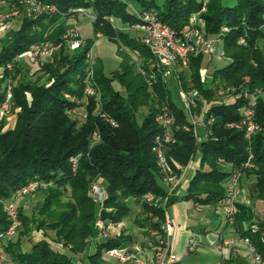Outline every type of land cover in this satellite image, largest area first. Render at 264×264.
Returning a JSON list of instances; mask_svg holds the SVG:
<instances>
[{
  "label": "trees",
  "instance_id": "obj_1",
  "mask_svg": "<svg viewBox=\"0 0 264 264\" xmlns=\"http://www.w3.org/2000/svg\"><path fill=\"white\" fill-rule=\"evenodd\" d=\"M57 6L58 12L38 17H22L16 29H9L8 41L0 49V99L2 85L12 80L14 101L20 110L14 126L0 129V232L8 226V216L3 209L5 201L12 199L21 185L37 180L38 189L28 195H42V201L32 206V215L17 204L22 225L16 237L0 238V248L12 264H104V252L112 247H123L128 240L125 229L113 232L108 238H99L95 222L101 219L106 225H118L130 211L129 200L140 205L135 223L158 244L151 231L164 236L162 225L170 200L167 187L153 151V139L160 130L156 114L159 106L167 103L175 114L173 126L176 140L166 149V157L175 175L196 156L199 166L190 178L186 199L202 205H217L226 193L225 183L232 168L243 176L254 175L257 182L256 197L264 200V132L253 135L250 141L242 130L227 126L240 117L243 100L212 106L207 114L214 117L211 132L196 141L191 130H185L188 116L171 98L169 88L159 79L148 86L137 71L124 44L130 50H139L142 63L149 56L148 48L131 29L118 27L113 18L123 24H134L138 17L123 0H42ZM144 9L154 8L159 19L173 29H179L188 17L202 6L203 0H134ZM84 9L93 14L92 28L117 44L120 69L105 73L100 58L93 60L92 82L96 93L87 104H80L64 96L65 92L76 98L83 95L87 70V53L95 40L82 38L81 47L70 50L66 45L54 53L51 60L37 70L36 78H27L26 67L7 63L40 41H62L70 27L68 19ZM83 14V13H82ZM202 16L204 32L208 37L221 38L223 52L230 62L221 68H212L211 77L202 81L200 69L208 67L204 55L193 56L188 67L178 74L185 88L195 87L207 100L216 98L223 88L238 92L242 87L260 91L255 106V119L264 126V0H208ZM226 26L227 31H221ZM244 42H240V38ZM248 77V81L244 78ZM117 81L123 90L113 86ZM49 82V84H47ZM84 107L86 118L80 120L71 109ZM147 107L141 118V107ZM96 110V111H95ZM106 112L117 120L112 126L99 116ZM197 112V110H196ZM97 130L99 140L92 144V133ZM80 154L77 168L72 170L70 158ZM252 154V166L243 163ZM219 158L223 162L219 161ZM100 178L106 196L102 205L90 194L91 182ZM151 193L152 201L145 196ZM67 197L66 200L63 198ZM234 222L236 232L249 238L264 259V242L253 232L252 210L236 202ZM40 231L42 238L31 239L32 231ZM30 246L23 248V239ZM55 242L62 249L54 248ZM78 260L80 262H78Z\"/></svg>",
  "mask_w": 264,
  "mask_h": 264
},
{
  "label": "built area",
  "instance_id": "obj_2",
  "mask_svg": "<svg viewBox=\"0 0 264 264\" xmlns=\"http://www.w3.org/2000/svg\"><path fill=\"white\" fill-rule=\"evenodd\" d=\"M126 1V0H123ZM208 0H203L202 6L198 11L193 12L188 20L179 28L173 29L167 23L161 21L154 8L144 9L136 13L138 20L132 25V28L139 31L141 34L137 38L148 48L149 56L145 62L141 61V53L139 50H134L136 56L137 71L143 76L148 86H152L159 79L168 85L171 76H175L179 85L180 97L183 103V109L188 116V124H184L185 130H191L196 141L200 142L203 136H207L211 132V124L214 117L207 114L209 109L214 105L230 104L236 99L243 100L239 107L240 117L238 120L227 123L228 127L236 128L243 131L244 138L250 141L258 132H264L262 126L255 119V106L260 91H250L246 86L242 87L237 93L233 89L227 91L220 88L217 91L216 98L207 100L204 95L195 87H183L181 81L178 79L180 71L185 70L193 56L204 55L208 60V67L221 68L230 62V58L225 56L223 52V41L221 38L208 37L204 32L205 20L202 16L206 10ZM79 11L83 14L90 13V11L78 8L69 9L68 12ZM58 12L55 4L45 2L42 0H0V39L7 35L10 29V21L15 18L22 17H38L43 14H54ZM94 17V16H93ZM228 28L221 27V31L225 32ZM101 36L100 33L97 34ZM240 42H244V38H240ZM83 39L81 37L79 27H69L63 34L62 41L54 43L52 41H40L34 43L29 49L16 54L14 63H7V68L12 70L14 65L26 67L29 74L38 70L43 63L51 60L54 53H56L62 45H66L68 49L75 50L81 47ZM93 57L91 52L87 53V70L84 77L83 95L81 98H76L68 92L64 96L72 101L80 104H87L89 98L93 96L96 91L92 82L93 75ZM207 67L200 69V76L202 81H207L211 77V73L206 70ZM3 74L0 71V79ZM248 81V77L244 78ZM49 84V82H47ZM13 84L10 78H7L2 85L3 97L0 99V129L1 131L12 128L16 122L17 113L20 107L15 104ZM197 110V112H196ZM71 114L77 116L80 120L86 118V111L84 107L73 108L70 110ZM96 111V110H95ZM99 116L112 126H117L118 122L106 112H99ZM156 120L159 126V131L155 134L153 139V151L157 156V164L160 172L163 174L162 181L171 192L177 184L180 175H175L168 164L166 157L167 147L174 143L176 134L173 126L176 122L175 114L167 103L159 106L156 114ZM202 130V131H200ZM99 133L95 130L92 133L91 141H98ZM80 154L72 156L69 160L72 170H75L78 165ZM252 154L243 163L244 167L252 166ZM220 162H223L219 158ZM242 172L238 168H232L230 175L225 183V195L218 201V205L223 213L224 219L228 223H233L235 218L237 198L242 192L241 185ZM40 183L37 180L29 181L21 185L14 192L13 198L5 201L3 209L6 212L9 222L8 226L0 232V238L7 240L13 238L22 225L20 214L15 199L35 192ZM90 194L92 198L102 205L106 196V191L101 183L100 178H96L91 182ZM145 198L147 201L154 199L153 194L148 193ZM98 230L99 238H108L111 236L110 225H106L101 219L95 222ZM164 230V224L162 225ZM151 235L158 239V246H165L166 242L163 237H159L158 230L151 231ZM244 243L249 245V257L255 262L261 261V255L256 251L249 238L241 239ZM196 241H191L187 245L188 251H194L197 246ZM105 255L113 257L121 264H166L167 261L162 256L161 249L156 252L155 256L146 257L141 253L140 248L134 247H112L104 252ZM176 258V254H169V261ZM0 264H9L5 252L0 248Z\"/></svg>",
  "mask_w": 264,
  "mask_h": 264
},
{
  "label": "crops",
  "instance_id": "obj_3",
  "mask_svg": "<svg viewBox=\"0 0 264 264\" xmlns=\"http://www.w3.org/2000/svg\"><path fill=\"white\" fill-rule=\"evenodd\" d=\"M127 1L133 5V7H129L135 14L141 11L134 8V0ZM83 15L86 16V14ZM92 18L93 15L90 16L91 20ZM70 19H73V21L69 26L79 27V29L85 22L81 21L79 16ZM76 19L79 20L77 21ZM135 34L138 35L137 32ZM92 57L93 59L98 58V56L94 55ZM199 160L200 156L197 159L194 158L182 168L177 184L171 192H169L166 186L167 198L170 200V203L165 210L163 230V238L166 242L165 246L159 247L149 238V234L135 222L141 229L142 237L140 239H134L123 222H120L118 225H110V231L113 230L112 232L118 233L122 229H125L128 240L124 246L131 249L138 247L146 257L155 256L156 252L161 249L162 256L167 261L166 264H264V259H261L260 262H255L249 257V245L241 240L242 237L236 232L232 223L225 221L218 204L202 206L191 199L183 197L188 188L190 178L199 166ZM256 189L257 182L255 176H243L242 192L237 198V202L251 208L253 217L249 227L264 242V200L256 197ZM191 241L198 242L194 251L187 250V245ZM170 253L176 254V258L168 262ZM6 257L9 264H12L7 254ZM103 258L104 264H121L115 258L105 254ZM107 259H111V261Z\"/></svg>",
  "mask_w": 264,
  "mask_h": 264
},
{
  "label": "rangeland",
  "instance_id": "obj_4",
  "mask_svg": "<svg viewBox=\"0 0 264 264\" xmlns=\"http://www.w3.org/2000/svg\"><path fill=\"white\" fill-rule=\"evenodd\" d=\"M163 1H165V0H156V3L160 5L163 3ZM223 1L226 4H232L234 2V0H223ZM126 2L129 4V6L133 7V5L131 3H129V1L126 0ZM133 4H134V8L136 10H138V11L141 10V7L138 3L134 2ZM90 16H91L90 13H86V16H84L82 13L79 15V19H81V21H83V22L85 21L84 24L80 28L81 37L82 38H92L95 40V42L91 48V52H92V55L98 56V58L101 59L105 73L108 74L111 71L119 70L120 69V57L117 54V44L114 43L113 41L109 40L105 36L95 37L94 31L92 28V23H91L92 20L90 19ZM76 17H78V16H72L71 18H76ZM18 19H20V18H15V19L10 21V29L11 28L16 29L18 27V25H19ZM79 19H76V20L78 21ZM72 21H73V19H70V18L68 19L69 24H72ZM113 22H115L118 27L125 28V29H131L130 31H132L133 34H134V32H137L138 35H140L139 31L132 28L133 24H130V25L123 24L118 18H113ZM7 41H8L7 37H5V36L1 37L0 49L3 45H5L7 43ZM121 49L124 52H128V54L133 59V61L136 62V56H135V53L133 52L134 50H130L124 44L121 45ZM206 70L208 72H210L212 70V68L207 67ZM36 72H37L36 68H35V72L33 74H29L27 72V78H31V79L36 78V76H37ZM113 86L115 88L119 89L120 91L123 90V88L120 86V84L117 81L113 82ZM167 86L169 88L172 100L178 106L183 108L184 105H183L181 97H180L179 85L177 83L175 76L170 77ZM261 96L264 97V93H262ZM146 112H147V107L146 106L141 107V109L139 111L141 118L146 114ZM95 142L96 141H93L92 144ZM195 158L197 159L198 156H196ZM42 198H43L42 195L35 196V194H33L30 196H26V197L16 198L15 201H16V204H23L25 212L29 215H32V206L35 204L36 201H42ZM12 199H14V198L12 197ZM63 199L66 200L67 197H64ZM129 202H130L129 215L122 222L126 226L128 232L132 234L134 239H140L142 237L141 236V229L134 223L135 222L134 220L137 216V213L140 211V205L137 204L132 199L129 200ZM120 228H123V227H120ZM19 230L20 229H18V231L16 232L14 237L17 236ZM112 231L113 230L110 231L111 235L113 234ZM30 234L32 236L31 237L32 240H38V239L42 238L40 231L34 230ZM52 245L54 248L62 249V247H60V245L55 243V242H52ZM29 246H30V243L28 242V239L26 237L23 239V248L27 249ZM107 260L111 261V259H107ZM78 262H80V261L78 260Z\"/></svg>",
  "mask_w": 264,
  "mask_h": 264
}]
</instances>
